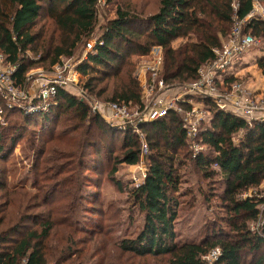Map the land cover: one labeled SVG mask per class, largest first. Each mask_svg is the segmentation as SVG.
Here are the masks:
<instances>
[{"label": "trees", "instance_id": "trees-1", "mask_svg": "<svg viewBox=\"0 0 264 264\" xmlns=\"http://www.w3.org/2000/svg\"><path fill=\"white\" fill-rule=\"evenodd\" d=\"M98 1L0 0V49L16 66L13 78L19 85L27 86L32 66L47 62L55 66L94 36ZM254 2L159 0L158 10L148 16L134 14L129 8L117 9L97 38V49L79 66L88 77L87 91L106 95L110 102L141 105L138 67L141 58L156 47L163 51L160 76L166 83L179 87L197 81L200 68L216 57L222 38L231 33L235 18L250 15ZM44 13L46 19L40 23ZM245 31L264 39V19H251ZM177 39L187 41L175 47ZM29 51L39 53V59L31 60ZM257 62L264 73V55ZM237 79L234 74L226 81L230 84ZM205 108L210 115L200 126L199 141L207 148L195 158L177 112L171 110L139 126L150 146V170L143 183L128 191L144 214V222L134 237L119 242L121 254L116 264H208L203 257L218 247L221 254L215 264H251L248 256L255 257L252 264H264V190L260 189L264 182V120L250 125L242 116L221 110L207 99ZM5 120L7 124L0 122V264L100 263L96 242H102L106 228L84 221L85 215L103 214L94 206L99 195L84 187L92 185L90 176L72 166L89 169L88 156L101 157L105 150L115 149L119 139L123 152L115 156V162L135 165L140 160V136L130 127L115 133L100 112L93 113L84 98L67 88L59 89L49 111L27 114L15 108L7 111ZM97 129L102 134H95ZM238 133L242 138L236 142ZM21 141L27 142L34 158L33 173L28 172L33 190L11 182L22 173L9 161ZM65 157L70 162H60ZM185 162H193L205 177L220 175L224 181L219 199L228 214L223 219L227 226L221 224L199 240L178 237L175 229L180 206L175 195L181 193L179 169ZM93 167L90 169H97L95 164ZM66 170L75 173L65 178V184H74L75 191L68 190L60 203L49 205L56 188L46 191L45 182ZM249 189L255 192L240 196ZM254 220L261 224L256 231L248 224Z\"/></svg>", "mask_w": 264, "mask_h": 264}, {"label": "rangeland", "instance_id": "rangeland-1", "mask_svg": "<svg viewBox=\"0 0 264 264\" xmlns=\"http://www.w3.org/2000/svg\"><path fill=\"white\" fill-rule=\"evenodd\" d=\"M158 7L159 0H99L97 7V27L94 36L92 38H88V40L82 43L80 47L77 48L73 56L62 57L58 64L59 68L63 69L64 74H67L70 69L73 67L78 68L83 63L89 54V51H87L88 42L94 43L93 40H96L103 35L105 25H107L108 21L115 16L117 9L129 8L134 14L148 16L156 12ZM255 16L260 19H264V2H260ZM45 19L46 13L42 14L40 23H43ZM255 38V44L247 51L240 53V56L234 59L232 69L235 76L238 78L237 82L241 83L250 95L264 97V73L263 69L259 67L257 62L258 57L264 55V39L257 36H255ZM186 41L187 39H177L173 42V46L177 47ZM229 41L230 34L228 37L222 38L223 45L228 44ZM162 52L163 51L160 48L159 55L162 57L163 63ZM28 56L31 60L33 58L37 60L39 59L40 54H35L34 52L29 51ZM153 56L154 52L152 49L148 56L141 58L140 66L138 67L137 75L140 80L142 90L149 79V73H146V70H149V66H145V64L148 61L151 63ZM134 58L136 59L138 57L136 56ZM55 66L49 65L48 62L44 64L38 63L32 66L27 74L26 88H28L32 94L37 93L39 88L48 78H52L57 74L58 69H56ZM162 66L163 65L160 67L161 73L163 70ZM204 69L203 65L200 70L204 71ZM87 78V76L81 73V76L78 77V83L75 84V87L79 89L83 88L85 91L83 95L71 86L67 89L72 90V92L77 96L84 98L90 104L92 112H100L105 117V120L107 122L109 121L108 123L110 124V115L107 114L106 111L110 101L106 100V95L98 96L95 93L88 92L86 89ZM175 86L176 85H174L172 90L180 88V86ZM96 105L101 106L100 109H94L93 106ZM195 105L198 106L199 104ZM138 107L140 106L132 105L131 109L132 111H135ZM179 113L183 118L184 114L182 112ZM13 119L14 117L12 120ZM110 125L112 127L109 128L115 133L120 132L119 126L115 124ZM59 128L60 123L57 127L58 132L60 130ZM95 132V134H102L99 129ZM94 138L98 139L96 135ZM241 138L242 134L238 133L235 136V141L239 142ZM198 139L200 140V138ZM42 142L40 144H42ZM108 142H110V140L109 138H106L105 143L108 144ZM116 142V148H113L111 151H108V149L105 150L104 155L101 157H97L99 154H90L87 162L89 169H80L79 166H76V164L72 166L75 168L74 171L78 170L80 171V174L90 176L92 185L86 184L84 187L88 188L87 190L89 191H97L99 195V201L98 203H95L94 206L101 209L102 211L100 212L103 214L91 213V216H95L97 220L93 219V217L89 215L84 216V221L87 222L89 226H95V224L100 223L101 226L103 225V229L106 228L103 234L105 236H101L102 242H96V250L98 254L96 259L100 262L97 264H116L117 257L121 254L119 251V242L125 238L134 237L139 232L144 222V214L139 210L128 190L144 182L150 170V156L149 158H144V160L140 159L135 165L125 163L117 164L115 162V156H121L123 151L120 149V139ZM188 142L189 149L191 150L190 144L192 143V140H188ZM205 148L207 147L205 146L204 150ZM87 152L89 154V151ZM30 154L31 152L29 151L27 142L21 141L11 152L9 161L13 162L12 167L16 166V168H19L22 171L20 175H17L16 179H11V182L16 181L17 186L22 184L25 188L33 190V177L30 174L33 170L34 158ZM93 156H96L94 163L91 161ZM68 159L69 157H65L60 162H70ZM5 164L3 166H5ZM94 164L97 169L91 170L90 166L93 167ZM114 166H116V172L112 173ZM179 173L181 175V193H177L175 195L180 201L178 218L175 221V229L178 233L177 236L187 240H199L207 233L219 228L221 224H223L221 226L226 227L227 225L224 223L223 219H226V215L228 214L219 199V195L224 189V181L222 177L220 175H215L212 179L205 177L193 162H185V164H183L179 169ZM73 174H75L73 171L66 170L64 173H54L50 176V179H47V183L45 182V186L47 187L46 191L51 190L50 192H52V190L56 188V191L50 194L49 205L60 203L62 198L64 199L67 196L65 194L68 190H70V192L73 190L75 191L74 184H65L66 176H73ZM111 175L116 178V181L111 179ZM19 182H21V184ZM260 189L264 190V182L260 186ZM252 192H255V189L244 191L240 196L245 197L247 194ZM248 224L250 229L253 231H256L261 225L255 220L249 221ZM127 256L128 255H125V258ZM251 260L252 264L255 261V257L252 258L251 256H248V262ZM93 263H95L94 260L91 264Z\"/></svg>", "mask_w": 264, "mask_h": 264}, {"label": "built area", "instance_id": "built-area-1", "mask_svg": "<svg viewBox=\"0 0 264 264\" xmlns=\"http://www.w3.org/2000/svg\"><path fill=\"white\" fill-rule=\"evenodd\" d=\"M259 4L260 1L255 0L253 11L245 19L235 18L229 43L222 44V47L215 50L216 57L204 64L205 69L199 71L201 77L197 81L172 90L174 85L166 83L165 79L160 77L162 57L159 55L160 48L156 47L153 48L152 62L148 61L145 64L149 66V70H146V73H149V79L142 90L140 107L132 111L131 103H108L106 111L110 115V123L120 128L130 127L140 136L141 160L149 158L150 146L146 134L140 130L139 126L144 122L157 120L171 110L184 114L183 128L188 140H192L190 146L194 158L205 147L198 138L202 121L208 119L210 115L205 108L206 99L221 110L242 116L250 125L255 121L264 120V97L250 95L237 81L230 84L226 81L228 76L234 75L232 69L234 59L256 42L255 36L246 32L245 29L248 21L259 18L255 16ZM93 41L94 43L88 42L87 51L89 52L97 49V39ZM55 68L58 69L57 74L48 78L38 92L32 94L28 88L19 85L13 78L16 66L7 61L6 55L0 49V122L7 124L5 114L8 110L15 108L27 114L49 111L55 103L60 88L71 86L80 94L85 93L83 88L75 87L78 77L81 76L79 67H73L67 74L63 73V69L59 68L58 64ZM100 107L93 106L94 109H100ZM220 254L221 250L218 247L203 258L208 264H215Z\"/></svg>", "mask_w": 264, "mask_h": 264}]
</instances>
